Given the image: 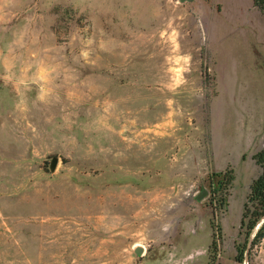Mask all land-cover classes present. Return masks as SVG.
<instances>
[{
	"label": "rangeland",
	"instance_id": "rangeland-1",
	"mask_svg": "<svg viewBox=\"0 0 264 264\" xmlns=\"http://www.w3.org/2000/svg\"><path fill=\"white\" fill-rule=\"evenodd\" d=\"M263 147L255 0H0V264H264Z\"/></svg>",
	"mask_w": 264,
	"mask_h": 264
},
{
	"label": "trees",
	"instance_id": "trees-1",
	"mask_svg": "<svg viewBox=\"0 0 264 264\" xmlns=\"http://www.w3.org/2000/svg\"><path fill=\"white\" fill-rule=\"evenodd\" d=\"M255 3L264 10V0H255ZM254 160L260 166L262 172L251 185V191L244 205L241 220V229L245 230L248 242H251L252 247L260 244L264 239V147L254 155ZM225 181L226 175H223L214 190L215 193L222 190ZM237 260L243 262V256L240 254Z\"/></svg>",
	"mask_w": 264,
	"mask_h": 264
},
{
	"label": "water",
	"instance_id": "water-1",
	"mask_svg": "<svg viewBox=\"0 0 264 264\" xmlns=\"http://www.w3.org/2000/svg\"><path fill=\"white\" fill-rule=\"evenodd\" d=\"M181 1H184V0H181ZM58 161H59V158L58 157H54L52 160H51V162H50V171L51 172H53L55 169H56V167H57V164H58ZM143 251V249L142 248H138V249H136V254L137 255H140V253Z\"/></svg>",
	"mask_w": 264,
	"mask_h": 264
}]
</instances>
